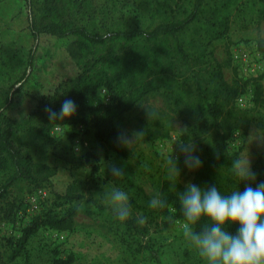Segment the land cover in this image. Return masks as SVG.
<instances>
[{
    "label": "trees",
    "instance_id": "16d2710c",
    "mask_svg": "<svg viewBox=\"0 0 264 264\" xmlns=\"http://www.w3.org/2000/svg\"><path fill=\"white\" fill-rule=\"evenodd\" d=\"M23 1L34 43L41 35L68 40L67 54L78 74L42 96L21 122L9 117L7 110L29 76L35 48L22 61V72L14 74L7 86L0 85V229L15 221L27 196L41 189L49 194L19 236H4L0 231V264H17L28 240L39 229H64L79 214L115 226L138 250L146 251L154 264H163L148 234L152 227L167 230L175 221L182 222L178 194L166 181L161 191L165 207L149 206L150 198L134 183L123 144L117 141V122L146 96L161 92L180 114L194 118L196 132L217 129L222 103L238 93L227 86L209 47L227 34L233 16L264 18V0H122L138 12V21L132 25L122 18L110 22L99 19L97 0H41L37 8L33 0ZM111 1L114 5L118 2ZM99 92L105 99L93 104ZM66 98L76 101V113L70 119L50 120L47 109L58 111ZM70 126L83 127L84 142L90 146L107 145V158L123 168L125 175L119 178L132 208L127 221L115 217L108 197L91 186L79 165L67 169L69 182L58 191L54 179L61 170L41 160V150L17 146L21 137L35 135L41 137L42 148L54 127ZM197 173L203 181L198 185L215 183L222 192L230 191L213 170L211 174L202 169ZM138 214L147 218L144 224L138 223ZM228 230L236 229L230 226ZM73 263V256L52 259V264Z\"/></svg>",
    "mask_w": 264,
    "mask_h": 264
},
{
    "label": "rangeland",
    "instance_id": "374dc122",
    "mask_svg": "<svg viewBox=\"0 0 264 264\" xmlns=\"http://www.w3.org/2000/svg\"><path fill=\"white\" fill-rule=\"evenodd\" d=\"M35 8L41 0H33ZM99 19L106 22L122 18L126 24L137 23L138 12L132 4L118 0H97ZM109 16L105 19L104 15ZM68 40L41 35L37 44L28 29V8L23 0L0 1V85L7 86L11 77L22 72V61L29 50L35 48L32 69L26 82L14 95L7 110L12 119L23 121L37 106L39 99L52 93L57 85L78 74L74 62L67 54ZM209 50L219 64L227 86L238 96L223 102V115L219 127L208 133L194 130V118L180 114L161 92L146 96L134 109L118 122L119 134L133 142L123 144L125 157L134 180L150 198L159 193L168 181L177 193L188 183L202 184L200 169L214 171L220 183H236L232 175V160L248 152L257 181L264 180V143L250 141V134L260 129L264 136V18L252 15L233 16L227 34L214 41ZM99 92L96 102L103 101ZM177 130H185L184 138L191 139L202 160L198 170H189L179 161L178 179L167 171L166 157L176 156L182 139ZM50 140L41 148L38 137L25 136L17 143L23 148L42 151L40 159L61 171L54 179V187L62 191L69 182L67 169L78 166L95 190L108 197L112 188L125 190L119 177H112L111 166L117 165L109 156L108 146L89 145L84 142L81 126L54 127ZM188 136V137H187ZM177 140V141H176ZM118 166V165H117ZM245 183L238 185L242 191ZM126 191V190H125ZM48 191L41 189L27 196L25 204L13 223L3 224L1 234L19 236L44 204ZM159 220V219H158ZM149 239L160 251L163 264H206L198 252L183 236L181 221L170 229L151 228ZM73 256V264H154L146 251L138 250L130 238L101 218L79 214L64 229L42 227L27 242L26 251L17 264H52L53 258Z\"/></svg>",
    "mask_w": 264,
    "mask_h": 264
},
{
    "label": "clouds",
    "instance_id": "9594fccd",
    "mask_svg": "<svg viewBox=\"0 0 264 264\" xmlns=\"http://www.w3.org/2000/svg\"><path fill=\"white\" fill-rule=\"evenodd\" d=\"M77 111L76 101L72 98L63 100L59 110L48 108L50 120L70 119ZM182 137L177 145V155L173 148L166 157L167 171L178 179L179 161L183 158L185 168L198 170L202 160L191 139L184 138L185 130H177ZM260 129L250 134V142L257 140L264 143ZM188 137V136H187ZM176 140V141H177ZM118 143L125 145L133 141L121 133ZM112 177H123L122 167L111 166ZM232 175L236 183L230 191L222 192L217 184L200 186L188 183L183 191H177L182 213L183 236L195 248L206 264H264V180L257 181L251 166L248 152L236 156L231 163ZM245 183L241 191L239 184ZM109 204L115 217L127 221L132 216L129 193L114 187L108 193ZM165 199L159 193L152 196L149 206L163 208ZM146 217L138 214V223L144 224ZM235 226V231H229Z\"/></svg>",
    "mask_w": 264,
    "mask_h": 264
},
{
    "label": "built area",
    "instance_id": "2783aa9c",
    "mask_svg": "<svg viewBox=\"0 0 264 264\" xmlns=\"http://www.w3.org/2000/svg\"><path fill=\"white\" fill-rule=\"evenodd\" d=\"M103 92H105V91H103ZM109 100V98L106 96V101H108Z\"/></svg>",
    "mask_w": 264,
    "mask_h": 264
}]
</instances>
